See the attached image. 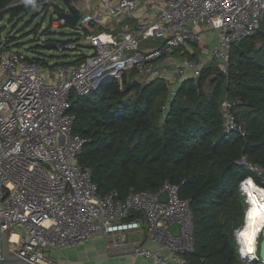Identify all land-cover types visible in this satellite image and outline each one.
<instances>
[{
	"label": "built area",
	"instance_id": "built-area-1",
	"mask_svg": "<svg viewBox=\"0 0 264 264\" xmlns=\"http://www.w3.org/2000/svg\"><path fill=\"white\" fill-rule=\"evenodd\" d=\"M67 1L68 9L57 11L76 9L80 34L55 49L71 51L78 62L29 58L17 49H2L0 37V260L6 233L9 253L29 264H56L53 253L60 259L66 249L96 238L106 257L188 264L185 255L194 251L193 216L179 187L165 181L154 191L130 188L124 199L115 189L101 195L90 169L80 163L86 139L73 133L72 101L107 79L121 84L131 70L142 82L163 80L171 95L176 82L198 78L210 63L227 75L232 47L257 30L264 0ZM37 2L50 5L49 0ZM52 22L66 26L58 17ZM209 32L215 33V42L208 57L177 60L178 47L200 44ZM241 104L227 95L221 100L224 134L244 135L234 115ZM235 164L261 179L264 190L261 164L246 155ZM248 179L254 182L248 177L240 187ZM134 214L141 219H128ZM174 225L177 235L171 231ZM17 226L20 231L14 230ZM239 229L234 231L239 261L264 264L258 242L254 253L246 250ZM132 233L145 239H130Z\"/></svg>",
	"mask_w": 264,
	"mask_h": 264
},
{
	"label": "trees",
	"instance_id": "trees-1",
	"mask_svg": "<svg viewBox=\"0 0 264 264\" xmlns=\"http://www.w3.org/2000/svg\"><path fill=\"white\" fill-rule=\"evenodd\" d=\"M24 1L0 0V24L40 7ZM3 39L2 49H18L14 36ZM186 47H178L176 54L201 56V48L190 54ZM136 74L131 70L121 84L107 79L72 101L73 133L86 139L81 165L90 169L101 195L115 189L120 199L130 188L154 191L165 181L177 185L193 216L194 251L185 255L188 264H242L234 238L245 211L240 184L248 177L263 184L235 161L246 155L264 167V12L254 34L233 45L227 75L210 63L198 78L182 80L171 95L163 80H132ZM224 95L242 102L234 115L244 124V135L223 133ZM133 218L141 215L128 217Z\"/></svg>",
	"mask_w": 264,
	"mask_h": 264
},
{
	"label": "rangeland",
	"instance_id": "rangeland-1",
	"mask_svg": "<svg viewBox=\"0 0 264 264\" xmlns=\"http://www.w3.org/2000/svg\"><path fill=\"white\" fill-rule=\"evenodd\" d=\"M56 8L58 10H64V11L68 9L64 1L55 0V1H51L49 6H46L45 8L41 6L35 9L34 11L29 12L28 14H21L18 17H15L11 22L9 21L8 17H5L0 24V28H3V30L1 31V37L5 38L6 35L14 36L15 40L13 41L12 45L18 48L17 50L20 51L21 54H24L29 58L46 56L54 64L60 62H70L72 59H74V55L71 51L65 50L64 52H59L55 48L47 49L43 46L46 41L59 42L60 44H62L67 40L72 41L74 40L75 36L80 34V31L77 29V27H69L67 25L62 27L51 26V24L53 23L52 21L57 19V16L54 14V11L57 10ZM197 49H198V45L196 46L187 45L186 47V50L191 51L192 53L194 51H197ZM205 49L208 50L207 47H205ZM209 53H210V49L208 50L207 54L209 55ZM207 54H205V57H208ZM176 55L180 57L182 56L179 54ZM131 79L141 81L140 77L138 76H133L131 77ZM180 82L181 81L176 82L173 88H177ZM255 185L262 188L260 185H257L256 183ZM239 190L241 191L242 187H240ZM241 193L244 197V207H245L244 215H245L247 209V203H246L247 198L243 191H241ZM241 227L242 226H240L239 228ZM14 230L20 231V226L15 227ZM93 241L72 246L71 249L78 250L80 249V247H82V245L93 243ZM257 242L255 243V250H256ZM100 244L103 247L102 240H100ZM257 255H258V250H257ZM89 256H92V254ZM52 257L54 258L56 264H76L72 259L74 258V256L71 253L65 254V252H63V255L60 256V259L58 253H53Z\"/></svg>",
	"mask_w": 264,
	"mask_h": 264
},
{
	"label": "crops",
	"instance_id": "crops-1",
	"mask_svg": "<svg viewBox=\"0 0 264 264\" xmlns=\"http://www.w3.org/2000/svg\"><path fill=\"white\" fill-rule=\"evenodd\" d=\"M215 42V33L209 32L205 33L203 36V40L200 44H198V49L200 51L201 55H205L208 53V50L211 48L212 44ZM205 47L208 48V50L205 49ZM190 54H192L191 51H188ZM178 61H181L185 59L186 57H180L175 54ZM204 57V56H202ZM130 239L135 240H143L145 239V235H140L138 233H132L130 234ZM101 239H96L93 241V243L85 244L80 247L78 250H73L71 248L66 249L64 252L71 253L74 258L73 261L76 264H153L150 261H147L145 259L141 258H131L128 256H122V257H106L105 251L103 250L102 245L100 244ZM149 248L155 249V246L148 243L147 244ZM92 256H89L91 255Z\"/></svg>",
	"mask_w": 264,
	"mask_h": 264
},
{
	"label": "bare ground",
	"instance_id": "bare-ground-1",
	"mask_svg": "<svg viewBox=\"0 0 264 264\" xmlns=\"http://www.w3.org/2000/svg\"><path fill=\"white\" fill-rule=\"evenodd\" d=\"M242 191L247 198V209L245 222L238 231V239L246 250L254 253L257 237L264 229V190L248 179L242 185Z\"/></svg>",
	"mask_w": 264,
	"mask_h": 264
},
{
	"label": "water",
	"instance_id": "water-1",
	"mask_svg": "<svg viewBox=\"0 0 264 264\" xmlns=\"http://www.w3.org/2000/svg\"><path fill=\"white\" fill-rule=\"evenodd\" d=\"M70 13L63 12V11H55L54 14L58 17L64 20L65 24L69 27H75L79 15L76 9H70ZM56 43L55 42H48L44 43V47L47 49L55 48ZM245 126L244 124H241V130L244 131ZM59 136L62 137L61 132H59ZM64 140L60 141V144H62ZM166 197L163 196L161 200L165 201ZM246 213V212H245ZM246 214L243 218V223L245 222ZM172 233L174 235L178 234L177 226H173L171 229ZM260 239V240H259ZM258 239V256L261 260H264V229L261 231ZM2 246H3V258L0 260V264H29L28 262L22 260L21 258L11 255L7 249V242H6V233L3 235L2 239Z\"/></svg>",
	"mask_w": 264,
	"mask_h": 264
},
{
	"label": "clouds",
	"instance_id": "clouds-1",
	"mask_svg": "<svg viewBox=\"0 0 264 264\" xmlns=\"http://www.w3.org/2000/svg\"><path fill=\"white\" fill-rule=\"evenodd\" d=\"M25 4L26 5L31 4L33 8L35 7L34 0H25Z\"/></svg>",
	"mask_w": 264,
	"mask_h": 264
},
{
	"label": "snow or ice",
	"instance_id": "snow-or-ice-1",
	"mask_svg": "<svg viewBox=\"0 0 264 264\" xmlns=\"http://www.w3.org/2000/svg\"><path fill=\"white\" fill-rule=\"evenodd\" d=\"M241 235H246V233H241ZM251 250V249H250Z\"/></svg>",
	"mask_w": 264,
	"mask_h": 264
}]
</instances>
